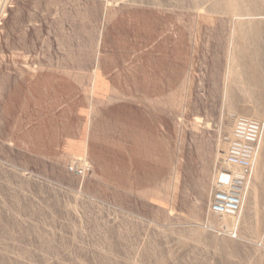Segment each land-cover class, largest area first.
<instances>
[{
  "label": "rangeland",
  "instance_id": "374dc122",
  "mask_svg": "<svg viewBox=\"0 0 264 264\" xmlns=\"http://www.w3.org/2000/svg\"><path fill=\"white\" fill-rule=\"evenodd\" d=\"M221 21L174 0H0V264H264V222L230 255L207 206L218 161L244 159L221 140Z\"/></svg>",
  "mask_w": 264,
  "mask_h": 264
},
{
  "label": "bare ground",
  "instance_id": "6f19581e",
  "mask_svg": "<svg viewBox=\"0 0 264 264\" xmlns=\"http://www.w3.org/2000/svg\"><path fill=\"white\" fill-rule=\"evenodd\" d=\"M174 1L188 12L218 15L221 17V23L227 22L229 25L230 42L227 43V52H224L228 53V56L223 88V104L226 105L225 110L222 111L224 134L221 140L225 146L233 148L236 154H244V159L239 164L232 160L218 161L215 167L217 180L208 195L209 205L207 206L214 207L213 211L208 210L214 216L212 220L210 219L211 223L216 225L212 230L226 236L220 243L221 245L229 244L230 255H235L240 248L235 238L243 241L253 239L247 237L251 231L249 229L254 225L257 228L259 223L264 222V0ZM245 142H252V144L246 148ZM258 143L261 145L260 148ZM258 197L262 199V206L259 205ZM208 216L207 219H209ZM206 224H208L207 221ZM217 225H221V228H217ZM244 225L250 228H243ZM207 227H210L209 224ZM260 234L263 237L264 227L257 236ZM220 251V254L225 253L222 248ZM155 252L151 256L158 259ZM3 258L9 260L7 254ZM224 261L229 262L228 264H238L228 258ZM161 262V260L158 261L160 264ZM5 264L22 263L9 260Z\"/></svg>",
  "mask_w": 264,
  "mask_h": 264
}]
</instances>
